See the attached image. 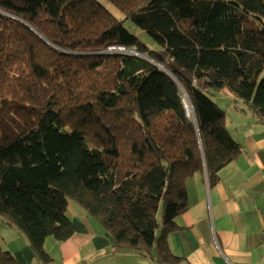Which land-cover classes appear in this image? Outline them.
<instances>
[{
  "label": "trees",
  "instance_id": "trees-1",
  "mask_svg": "<svg viewBox=\"0 0 264 264\" xmlns=\"http://www.w3.org/2000/svg\"><path fill=\"white\" fill-rule=\"evenodd\" d=\"M108 1L124 20L99 0H0V223L48 263L72 199L114 248L183 264L187 181L215 186L241 153L211 95L264 122V0ZM0 264H18L1 245Z\"/></svg>",
  "mask_w": 264,
  "mask_h": 264
},
{
  "label": "crops",
  "instance_id": "crops-1",
  "mask_svg": "<svg viewBox=\"0 0 264 264\" xmlns=\"http://www.w3.org/2000/svg\"><path fill=\"white\" fill-rule=\"evenodd\" d=\"M229 100L219 96L215 102L227 111L226 126L241 153L215 186L206 172L187 181L189 209L169 235V246L183 264H264V122ZM68 210L75 233L65 242L46 240L50 262L37 257L15 226L4 225L12 233L3 232L1 247L18 264H156L146 254L114 248L110 233L77 202L69 201Z\"/></svg>",
  "mask_w": 264,
  "mask_h": 264
},
{
  "label": "rangeland",
  "instance_id": "rangeland-1",
  "mask_svg": "<svg viewBox=\"0 0 264 264\" xmlns=\"http://www.w3.org/2000/svg\"><path fill=\"white\" fill-rule=\"evenodd\" d=\"M112 14H114L117 18H119L120 20H124V16L122 15V13L113 5L111 4L108 0H99ZM125 27L134 35L138 36L145 44H147L151 49H158V45L153 41V39L143 30H140L139 28H137L131 21H126L125 22ZM120 48L122 47H111L109 50L111 51V49L116 50V52L119 51H124V50H120ZM129 54H133V55H139L136 51L131 50L128 52ZM223 96V97H228V100L230 99L228 93L226 92H222V93H217L215 94V96L213 97L211 95V98H214L215 101L218 100L219 96ZM226 95V96H225ZM230 101V100H229ZM236 108V106H235ZM225 111V109H224ZM227 112V111H226ZM69 201H74L72 199H70ZM69 210L67 209L66 214L68 215ZM159 219L162 220V209L160 210L159 214H158ZM6 226H4V224L1 222L0 223V238L3 236V232L8 231L10 233H12L9 230H5ZM7 233V232H6ZM4 249V248H3ZM6 250V249H4Z\"/></svg>",
  "mask_w": 264,
  "mask_h": 264
},
{
  "label": "water",
  "instance_id": "water-1",
  "mask_svg": "<svg viewBox=\"0 0 264 264\" xmlns=\"http://www.w3.org/2000/svg\"><path fill=\"white\" fill-rule=\"evenodd\" d=\"M132 55H133V54H132ZM137 56H139V57H141V58H143V59H146V60H150L147 56H141V55H137ZM161 68H163V67H161ZM184 104H185V106H186V109H187L188 115H190L191 110H190V109L188 108V106H187L186 99L184 100Z\"/></svg>",
  "mask_w": 264,
  "mask_h": 264
},
{
  "label": "bare ground",
  "instance_id": "bare-ground-1",
  "mask_svg": "<svg viewBox=\"0 0 264 264\" xmlns=\"http://www.w3.org/2000/svg\"><path fill=\"white\" fill-rule=\"evenodd\" d=\"M185 99H186V103H187L188 108L191 110V103H190L189 98L186 94H185Z\"/></svg>",
  "mask_w": 264,
  "mask_h": 264
},
{
  "label": "built area",
  "instance_id": "built-area-1",
  "mask_svg": "<svg viewBox=\"0 0 264 264\" xmlns=\"http://www.w3.org/2000/svg\"><path fill=\"white\" fill-rule=\"evenodd\" d=\"M120 50H124L122 52L127 53V51L125 50V48H120ZM111 51H116V50L111 49ZM119 52H121V51H119Z\"/></svg>",
  "mask_w": 264,
  "mask_h": 264
}]
</instances>
